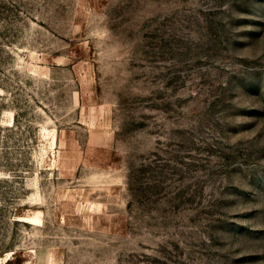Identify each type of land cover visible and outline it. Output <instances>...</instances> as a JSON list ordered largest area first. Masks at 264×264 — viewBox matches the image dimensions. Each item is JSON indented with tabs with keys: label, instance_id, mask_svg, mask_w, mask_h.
<instances>
[{
	"label": "rangeland",
	"instance_id": "374dc122",
	"mask_svg": "<svg viewBox=\"0 0 264 264\" xmlns=\"http://www.w3.org/2000/svg\"><path fill=\"white\" fill-rule=\"evenodd\" d=\"M0 264H264V0H0Z\"/></svg>",
	"mask_w": 264,
	"mask_h": 264
}]
</instances>
